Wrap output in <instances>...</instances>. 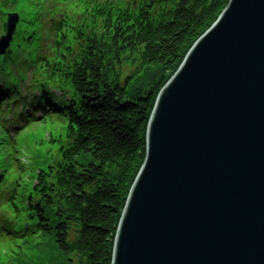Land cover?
<instances>
[{"label":"trees","instance_id":"obj_1","mask_svg":"<svg viewBox=\"0 0 264 264\" xmlns=\"http://www.w3.org/2000/svg\"><path fill=\"white\" fill-rule=\"evenodd\" d=\"M229 1L67 4L70 10L79 7L83 18L73 29L65 26L60 47L66 51L30 67L39 79L33 87L50 103L49 114L67 120L65 134L52 141L58 150L45 158V168L34 172L30 191L22 183L26 169L16 145L18 177L10 183L9 206L17 212L23 208L28 218L13 222L4 216L0 261L25 263L12 246L16 243L20 250L53 246L71 264H112L121 216L145 162L158 95ZM69 47L78 48L75 55ZM14 85L0 88V98H11ZM12 222L23 232L13 229ZM31 264L46 263L33 259Z\"/></svg>","mask_w":264,"mask_h":264},{"label":"water","instance_id":"obj_2","mask_svg":"<svg viewBox=\"0 0 264 264\" xmlns=\"http://www.w3.org/2000/svg\"><path fill=\"white\" fill-rule=\"evenodd\" d=\"M112 264H264V0H230L158 95Z\"/></svg>","mask_w":264,"mask_h":264},{"label":"rangeland","instance_id":"obj_3","mask_svg":"<svg viewBox=\"0 0 264 264\" xmlns=\"http://www.w3.org/2000/svg\"><path fill=\"white\" fill-rule=\"evenodd\" d=\"M2 26L0 25V34H1ZM54 122V124H53ZM66 119L58 116L53 115L52 118L47 119V121L44 123L45 125V132L44 129H39L36 131L37 136L33 137L34 146H29L30 150H34V148L42 153L40 157L31 156L30 163L29 161L26 162V165H29V168H27L26 173V180H29V182L32 181V179L35 177L34 172L38 168H45L47 166V162H45L46 153L49 149V146L52 150H58L59 145L58 144H48L50 141V138L57 137L59 135L64 136L65 134V128H66ZM34 130V129H33ZM48 133H51V137L48 136ZM33 135V133H32ZM45 137H42V136ZM47 139V140H46ZM16 216L23 220V212L19 211ZM25 217V215H24ZM26 225V224H25ZM24 240L20 239L19 246H22V242ZM35 243H40L39 240H35ZM45 245L46 242H45ZM3 248V246L1 247ZM16 249V248H14ZM17 250V249H16ZM18 253L22 254L24 264H31V261L35 259V261L41 260L46 264H71L70 261L62 256L59 251H57L53 246H48L47 248H37L34 250H28L26 247L18 248Z\"/></svg>","mask_w":264,"mask_h":264},{"label":"bare ground","instance_id":"obj_4","mask_svg":"<svg viewBox=\"0 0 264 264\" xmlns=\"http://www.w3.org/2000/svg\"><path fill=\"white\" fill-rule=\"evenodd\" d=\"M44 97H45V94H44L43 92H42V93H39V94H36V95L34 96L35 103H36L38 106L42 107V109L44 108V107L42 106V100H43ZM3 102H4V98H2V99L0 100V106L3 104ZM42 111H48V109H47V108H44Z\"/></svg>","mask_w":264,"mask_h":264}]
</instances>
